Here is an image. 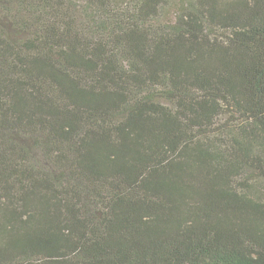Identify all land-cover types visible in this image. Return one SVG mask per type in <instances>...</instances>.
<instances>
[{"label":"trees","instance_id":"trees-1","mask_svg":"<svg viewBox=\"0 0 264 264\" xmlns=\"http://www.w3.org/2000/svg\"><path fill=\"white\" fill-rule=\"evenodd\" d=\"M0 264H264V0H0Z\"/></svg>","mask_w":264,"mask_h":264},{"label":"rangeland","instance_id":"rangeland-1","mask_svg":"<svg viewBox=\"0 0 264 264\" xmlns=\"http://www.w3.org/2000/svg\"><path fill=\"white\" fill-rule=\"evenodd\" d=\"M254 181H256V182H260L261 180H254ZM261 183H263V181H262Z\"/></svg>","mask_w":264,"mask_h":264}]
</instances>
